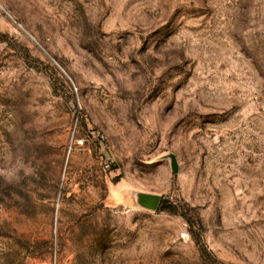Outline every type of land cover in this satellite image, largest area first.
Wrapping results in <instances>:
<instances>
[{
    "label": "rangeland",
    "instance_id": "obj_1",
    "mask_svg": "<svg viewBox=\"0 0 264 264\" xmlns=\"http://www.w3.org/2000/svg\"><path fill=\"white\" fill-rule=\"evenodd\" d=\"M0 264H264V0H0Z\"/></svg>",
    "mask_w": 264,
    "mask_h": 264
},
{
    "label": "water",
    "instance_id": "obj_2",
    "mask_svg": "<svg viewBox=\"0 0 264 264\" xmlns=\"http://www.w3.org/2000/svg\"><path fill=\"white\" fill-rule=\"evenodd\" d=\"M172 159L173 172H178L177 162L174 157ZM161 198L162 197L157 194L139 192L136 196V202L147 209L155 210L158 209L159 204L162 200Z\"/></svg>",
    "mask_w": 264,
    "mask_h": 264
},
{
    "label": "trees",
    "instance_id": "obj_3",
    "mask_svg": "<svg viewBox=\"0 0 264 264\" xmlns=\"http://www.w3.org/2000/svg\"><path fill=\"white\" fill-rule=\"evenodd\" d=\"M159 211H169L175 214L181 213L179 211V208L176 204L171 203L170 201L166 200V199H162L159 207H158ZM188 222L190 225H192V220L188 219Z\"/></svg>",
    "mask_w": 264,
    "mask_h": 264
}]
</instances>
